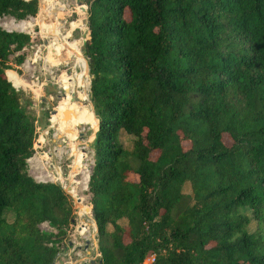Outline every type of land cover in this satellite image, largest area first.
Returning <instances> with one entry per match:
<instances>
[{
	"label": "trees",
	"instance_id": "obj_1",
	"mask_svg": "<svg viewBox=\"0 0 264 264\" xmlns=\"http://www.w3.org/2000/svg\"><path fill=\"white\" fill-rule=\"evenodd\" d=\"M81 2L94 264H264V0ZM38 9L0 0V19ZM30 42L0 27V264H55L75 222L64 189L28 173L38 119L5 72Z\"/></svg>",
	"mask_w": 264,
	"mask_h": 264
},
{
	"label": "rangeland",
	"instance_id": "obj_2",
	"mask_svg": "<svg viewBox=\"0 0 264 264\" xmlns=\"http://www.w3.org/2000/svg\"><path fill=\"white\" fill-rule=\"evenodd\" d=\"M81 1L38 0L39 9L35 18L17 21L4 17L0 19V27L7 32L25 33L31 37L30 44L20 52L25 57L23 64L16 66L12 63L18 72H5L9 80L8 72L17 76L19 83H11L31 97L32 111L38 119L35 153L28 160V173L37 182L59 184L69 195L74 205L75 222L68 228L67 236L82 243L78 253L83 258L84 242L90 238L97 239L87 187L93 167L92 146L97 123L93 125L90 76L85 73L87 61L82 52L88 29L87 7L81 5ZM57 37L71 45L74 51L61 44ZM67 110H70V119L64 121L62 114ZM84 113H87V119L82 118ZM223 140L226 145L231 144L227 137ZM120 141L125 149L131 150L134 141L131 136L122 133ZM131 179L136 181L137 177L131 176ZM189 192L187 185L183 193ZM71 194L76 195L80 204ZM41 229L51 231L46 224ZM64 254L66 252L60 254L55 263L63 264L61 257ZM95 254L92 253V256ZM82 258L77 260V256L71 254V260H77L74 264H84L86 260ZM144 263L148 264L147 260Z\"/></svg>",
	"mask_w": 264,
	"mask_h": 264
},
{
	"label": "built area",
	"instance_id": "obj_3",
	"mask_svg": "<svg viewBox=\"0 0 264 264\" xmlns=\"http://www.w3.org/2000/svg\"><path fill=\"white\" fill-rule=\"evenodd\" d=\"M87 241L88 240H86L84 243L86 244ZM85 244H84V246H85ZM84 246H83L82 251L84 250ZM81 248H82V243L79 240H77L76 238H73L71 240L68 239L67 250L64 251V252H66L67 261L64 264H74V263H76V261L78 259H81L82 257L78 253V250L81 251ZM64 252H62L61 254H63ZM71 254L76 255L77 256V260L72 261L71 260ZM151 262H153V258L152 257L147 260L148 264H150ZM87 263H88L87 261L84 262V264H87Z\"/></svg>",
	"mask_w": 264,
	"mask_h": 264
},
{
	"label": "water",
	"instance_id": "obj_4",
	"mask_svg": "<svg viewBox=\"0 0 264 264\" xmlns=\"http://www.w3.org/2000/svg\"><path fill=\"white\" fill-rule=\"evenodd\" d=\"M85 73L89 74V67H88V64L86 65ZM13 86H14V85H13ZM90 106H91V111H92V114H93L94 120H95V122L97 123V125H96V127H95V132H94V135H93V142H94L95 137H96V133H97L98 130H99V123H98V120H97V118H96V116H95V113H94V107H93V104L91 103V101H90ZM71 113H72V111H71ZM62 115H63V120H64V121H67L68 119H70V110H67V111L63 112ZM75 201H76V200H75ZM94 224H95V227H96V223H95V221H94ZM96 232H97V228H96ZM93 241H94V244H95V253H96L95 258H97V257H98V241H97V239H95V238H93ZM94 260H95V259H94ZM94 260L91 261L90 264H94Z\"/></svg>",
	"mask_w": 264,
	"mask_h": 264
},
{
	"label": "crops",
	"instance_id": "obj_5",
	"mask_svg": "<svg viewBox=\"0 0 264 264\" xmlns=\"http://www.w3.org/2000/svg\"><path fill=\"white\" fill-rule=\"evenodd\" d=\"M13 85V84H12ZM90 238V237H89ZM90 240H91V238H90ZM88 240L87 242H86V244H85V246H84V250H83V254H84V256H83V258L82 259H84V260H86L89 264L91 263V261H93L94 259H95V255L94 256H92V253L94 254L95 253V244H94V241L93 240ZM92 256V257H91ZM61 259H64L63 260V264L65 263V261H66V254H64L62 257H61ZM81 260V259H80ZM58 261V260H57ZM55 264H58V262L57 263H55Z\"/></svg>",
	"mask_w": 264,
	"mask_h": 264
},
{
	"label": "bare ground",
	"instance_id": "obj_6",
	"mask_svg": "<svg viewBox=\"0 0 264 264\" xmlns=\"http://www.w3.org/2000/svg\"><path fill=\"white\" fill-rule=\"evenodd\" d=\"M42 10V5H41V3H40V11ZM25 27V26H24ZM58 38V40L61 42V44H63V45H65L66 47H68L69 49H71V50H73V48H72V46L71 45H68L67 43H65V42H62L61 40H60V38L59 37H57ZM74 51V50H73ZM86 65H87V63H86ZM86 65H85V68H86ZM8 74H9V77H10V81H14L15 82V84L17 85L18 83H19V81H18V78H17V76L13 73V72H8ZM91 116H92V118L94 119V117H93V114H92V111H91ZM96 124V122L94 121V124L93 125H95ZM76 150V149H75ZM74 150V151H75ZM78 159V158H77ZM78 163V162H77ZM72 169V168H71ZM78 172V171H77ZM74 173V172H73ZM74 178V177H73ZM72 195V194H71ZM73 196V198L76 200V202L77 203H79L80 204V202L78 201V199H76V195L74 196V195H72Z\"/></svg>",
	"mask_w": 264,
	"mask_h": 264
}]
</instances>
